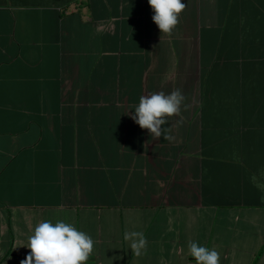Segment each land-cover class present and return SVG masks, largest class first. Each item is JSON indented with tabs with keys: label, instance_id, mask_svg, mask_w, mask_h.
Listing matches in <instances>:
<instances>
[{
	"label": "crops",
	"instance_id": "0c3cea01",
	"mask_svg": "<svg viewBox=\"0 0 264 264\" xmlns=\"http://www.w3.org/2000/svg\"><path fill=\"white\" fill-rule=\"evenodd\" d=\"M181 2L168 35L148 0H0V264L45 220L90 264H196L190 241L264 264V0ZM176 88L190 108L153 140L129 113Z\"/></svg>",
	"mask_w": 264,
	"mask_h": 264
},
{
	"label": "clouds",
	"instance_id": "9594fccd",
	"mask_svg": "<svg viewBox=\"0 0 264 264\" xmlns=\"http://www.w3.org/2000/svg\"><path fill=\"white\" fill-rule=\"evenodd\" d=\"M153 9L152 20L163 34L171 35L179 24L180 14L187 5L181 0H148ZM186 96L179 88L170 93L164 91L151 92L142 95L129 113L131 119L147 129L153 140L163 137L172 141L173 127L183 123L182 112L187 111L190 105L186 103ZM173 117H180L171 123ZM124 239L130 241V248L136 257L147 252L148 240L142 231H125ZM94 241L91 236L77 230L72 224L58 220L40 222L28 238L26 247L30 249L20 264H90L89 257L93 253ZM190 256L196 264H220V255L215 248L209 249L195 241L188 243Z\"/></svg>",
	"mask_w": 264,
	"mask_h": 264
}]
</instances>
